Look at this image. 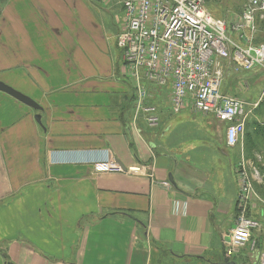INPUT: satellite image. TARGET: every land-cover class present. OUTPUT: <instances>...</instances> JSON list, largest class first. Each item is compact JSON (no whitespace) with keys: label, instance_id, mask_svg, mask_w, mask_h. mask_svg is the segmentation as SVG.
<instances>
[{"label":"crops","instance_id":"0c3cea01","mask_svg":"<svg viewBox=\"0 0 264 264\" xmlns=\"http://www.w3.org/2000/svg\"><path fill=\"white\" fill-rule=\"evenodd\" d=\"M93 5L0 0V81L42 107L0 90V264H226L239 145L225 150L227 124L175 112L164 88L148 122ZM261 107L247 125L264 124ZM110 158L123 170L97 169ZM171 175L177 187L163 186Z\"/></svg>","mask_w":264,"mask_h":264},{"label":"built area","instance_id":"2783aa9c","mask_svg":"<svg viewBox=\"0 0 264 264\" xmlns=\"http://www.w3.org/2000/svg\"><path fill=\"white\" fill-rule=\"evenodd\" d=\"M106 2L108 0H105ZM120 6L123 26L117 36L127 75L136 91L138 109L148 122H159L151 103L150 86L170 87L175 112L191 107L227 124L226 145L243 142L249 116L264 103V89L257 102L222 90L228 68L234 72L264 68V42H258V19H264V0H243L242 11L230 19L214 16L207 0H109ZM151 104V105H150ZM262 160V158L260 157ZM98 170L122 171L111 158L96 163ZM237 217L226 241L230 258L243 248L258 256L255 231L262 224L251 213L264 206L256 189L260 172L242 156L237 169ZM162 185L172 188L170 181ZM264 263V254L260 256Z\"/></svg>","mask_w":264,"mask_h":264},{"label":"rangeland","instance_id":"374dc122","mask_svg":"<svg viewBox=\"0 0 264 264\" xmlns=\"http://www.w3.org/2000/svg\"><path fill=\"white\" fill-rule=\"evenodd\" d=\"M94 1H96L97 5H93L94 10L92 12L99 26L100 38L106 44L108 54L113 58V62L118 64L123 71L124 64L121 59V49L117 44V36L123 26L122 9L120 6L116 5L114 1ZM206 5L207 9L214 16L230 19L235 14L242 11L243 0H207ZM257 24L259 27L257 40L258 42H264V19H258ZM232 70L231 68L227 69L222 90L244 98L249 103L259 101L264 89V68L262 66H256L249 71L234 72ZM160 88L163 89L162 87ZM149 90L150 93H153L156 91L155 86H150ZM163 90L170 91V87H164ZM260 111L261 115L264 116V103ZM210 129L212 141L218 142L223 138L222 130L224 128L220 130L221 127L216 123H212ZM224 149L227 151L229 150L228 146L224 147ZM233 150L237 161L244 156L248 161V166L250 168H257L261 178L264 176V124H261L257 119L253 118L247 125L243 142ZM257 185L258 184H256V189L258 192L260 190L262 193H260L261 196L264 197V186L263 188L261 186L258 188ZM251 215L262 224V228L255 231L257 232V250L259 254L256 256V253H253L250 249H245L247 255L242 262H244V264H262L260 256L264 254V216H261L259 211H253Z\"/></svg>","mask_w":264,"mask_h":264},{"label":"water","instance_id":"95a60500","mask_svg":"<svg viewBox=\"0 0 264 264\" xmlns=\"http://www.w3.org/2000/svg\"><path fill=\"white\" fill-rule=\"evenodd\" d=\"M0 90L12 95L13 97L17 98L18 100L24 102L25 104H27L31 107H33L36 110L42 109L41 105L37 101H35L32 97L22 93L21 91L13 88L12 86H10L9 84H7L3 81H0ZM36 119L40 122L41 121V115L38 114L36 116ZM170 183L172 184V186L177 187V184L174 181V178L172 177V175L170 177ZM227 240H229V237H227ZM225 263L226 264H237L236 261L230 260L229 257L225 258Z\"/></svg>","mask_w":264,"mask_h":264},{"label":"flooded vegetation","instance_id":"af4514ba","mask_svg":"<svg viewBox=\"0 0 264 264\" xmlns=\"http://www.w3.org/2000/svg\"><path fill=\"white\" fill-rule=\"evenodd\" d=\"M262 197V196H261ZM263 198V200H264V197H262ZM250 253V252H249ZM251 255V254H250ZM254 264V263H253ZM262 264H264V263H262Z\"/></svg>","mask_w":264,"mask_h":264}]
</instances>
